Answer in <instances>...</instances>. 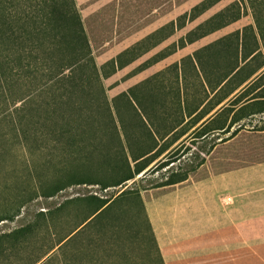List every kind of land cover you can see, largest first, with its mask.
<instances>
[{"label": "rangeland", "instance_id": "rangeland-1", "mask_svg": "<svg viewBox=\"0 0 264 264\" xmlns=\"http://www.w3.org/2000/svg\"><path fill=\"white\" fill-rule=\"evenodd\" d=\"M201 1L75 0L98 66L116 58L128 47L140 45L135 55L125 56V59L132 58L131 62L103 79L112 121L106 116L102 119L104 129L98 131L100 138L97 140L120 150L115 135L117 130L125 153L109 151L111 159L104 166H99L97 159L90 166L83 167L80 172L95 179L93 183L72 184L50 197L36 196L27 200L21 197L14 202L6 185L21 189L20 182L33 173L29 166L32 168L36 163H43L45 157H31L20 148L21 145L13 143L9 147L12 153L0 166V208L12 204L14 211L18 212L12 219L0 221V264H32L77 220L73 211L65 208L59 215L60 224L49 228V210L69 199H76L78 204L85 206L91 195L109 202L115 199V206L104 220V226L99 224L85 229L77 246L73 244L76 255L70 252L71 261L74 264H160L146 220L144 197L184 181L201 160L200 153L188 143V138L171 144L176 137L174 134L161 143L175 124L162 123L161 118L155 116V90L157 86L161 87L157 81L164 73L140 80L138 72L187 42L197 40H214L215 44L202 50L225 51L228 71L240 64V55L245 60L255 53L244 71L264 72V0H217L194 19L184 17ZM173 66L174 63L167 67L165 73H171ZM105 123H115L116 129ZM62 157L63 163L67 164L65 161L70 159L65 155ZM127 162L131 169L148 165L132 179L104 187L105 183L123 177ZM55 170L54 167H41L38 174L49 182L55 177ZM123 191L126 192L121 195ZM27 226L36 227L35 232L17 240L8 236L10 232ZM91 234L93 237L96 234V240L93 252L89 254L86 244ZM58 247L44 253L34 264H63L65 250Z\"/></svg>", "mask_w": 264, "mask_h": 264}, {"label": "trees", "instance_id": "trees-1", "mask_svg": "<svg viewBox=\"0 0 264 264\" xmlns=\"http://www.w3.org/2000/svg\"><path fill=\"white\" fill-rule=\"evenodd\" d=\"M216 1L203 0L184 17L192 20ZM139 46L128 47L116 58L98 66L75 0H0V166L12 153L9 147L13 143L21 145L31 157H45L43 163L29 166L33 173L20 182L21 189L6 185L14 202L21 197L26 200L36 196L50 197L72 184L93 183L95 179L80 172L83 167L97 159V164L104 166L111 159L109 151L125 153L117 130L115 135L120 150L97 140L100 138L98 131L104 129L102 119L106 116L112 121L103 79L131 62L132 58L125 59V56L135 55ZM105 124L116 129L115 123ZM64 155L70 159L65 161L67 164L63 163ZM147 165L131 169L127 162L123 177L105 183L104 187L132 179ZM41 167H54L55 177L49 182L41 178L38 174ZM88 199L85 206L78 204L76 199H69L49 210V228L60 224L59 215L65 208L71 209L77 218L72 228L48 249L59 245V249L65 250L63 264H74L70 252L76 255L74 247L85 229L99 224L104 226L116 202L97 195ZM16 212L12 204L0 208V221L12 219ZM146 220L158 262L164 264L148 217ZM35 230L32 226L21 227L8 236L17 240ZM94 240L96 234L94 237L91 234L86 244L89 254L93 252Z\"/></svg>", "mask_w": 264, "mask_h": 264}, {"label": "crops", "instance_id": "crops-1", "mask_svg": "<svg viewBox=\"0 0 264 264\" xmlns=\"http://www.w3.org/2000/svg\"><path fill=\"white\" fill-rule=\"evenodd\" d=\"M211 44L187 42L138 72L164 73L155 116L175 124L161 143L188 138L201 160L144 207L164 264H264V72L244 71L255 53L228 71L225 51L202 50Z\"/></svg>", "mask_w": 264, "mask_h": 264}]
</instances>
